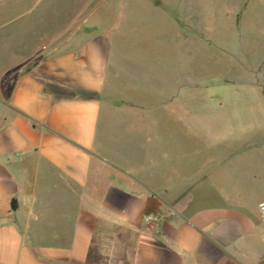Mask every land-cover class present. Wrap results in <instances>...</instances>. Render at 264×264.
Returning a JSON list of instances; mask_svg holds the SVG:
<instances>
[{"label": "crops", "instance_id": "obj_1", "mask_svg": "<svg viewBox=\"0 0 264 264\" xmlns=\"http://www.w3.org/2000/svg\"><path fill=\"white\" fill-rule=\"evenodd\" d=\"M40 46L0 72V264H264V119L145 118L106 37Z\"/></svg>", "mask_w": 264, "mask_h": 264}, {"label": "rangeland", "instance_id": "obj_2", "mask_svg": "<svg viewBox=\"0 0 264 264\" xmlns=\"http://www.w3.org/2000/svg\"><path fill=\"white\" fill-rule=\"evenodd\" d=\"M29 7L37 8L19 14ZM4 8L0 72L24 37L45 51L72 36H104L114 68L134 76L125 84L132 94L137 78L161 81L142 85L141 101L160 104L142 110L145 118L264 119V0H0Z\"/></svg>", "mask_w": 264, "mask_h": 264}, {"label": "built area", "instance_id": "obj_3", "mask_svg": "<svg viewBox=\"0 0 264 264\" xmlns=\"http://www.w3.org/2000/svg\"><path fill=\"white\" fill-rule=\"evenodd\" d=\"M259 211H260V215H261V218H262V221H263V224H264V200H262L259 203ZM154 220H155V217L152 216V215H148V216L145 217V222L146 223L152 222Z\"/></svg>", "mask_w": 264, "mask_h": 264}]
</instances>
